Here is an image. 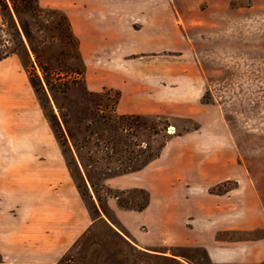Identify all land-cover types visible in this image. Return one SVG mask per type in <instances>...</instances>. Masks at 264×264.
<instances>
[{
  "label": "crops",
  "instance_id": "0c3cea01",
  "mask_svg": "<svg viewBox=\"0 0 264 264\" xmlns=\"http://www.w3.org/2000/svg\"><path fill=\"white\" fill-rule=\"evenodd\" d=\"M52 1L62 3L79 40L85 84L91 92L118 91L116 111L121 115L160 114L193 120L198 126L174 136L161 156L142 170L106 181L113 189H143L149 194V204L141 212L121 210L115 199L108 202L127 231L129 246L148 255L173 258L169 251L154 250L147 241L154 228L167 235V250L201 249L207 257L205 264H264V236L249 237L264 230L262 200L245 167L238 164L237 148L223 127L220 112L202 101L205 77L191 61L189 44L181 49L183 33L178 22L153 17V0H143L148 9L141 7L127 17V5L140 1L39 0L41 5ZM111 6L122 10L118 18L90 16L96 8L104 12ZM153 27L170 34L169 41L177 47L161 52L139 50L136 40L143 34L153 40ZM177 50L183 54L174 60L169 52ZM96 78L103 82L95 84ZM35 114L43 133L37 131V138L30 134L27 152L20 155L22 163L12 167L14 173L3 176L10 178L0 179L1 258L23 255L33 264H109L92 255L84 262L74 258L81 240L98 229L102 217L91 216L55 137L45 119ZM168 151L170 159L164 160ZM230 183L235 185L212 191Z\"/></svg>",
  "mask_w": 264,
  "mask_h": 264
},
{
  "label": "rangeland",
  "instance_id": "374dc122",
  "mask_svg": "<svg viewBox=\"0 0 264 264\" xmlns=\"http://www.w3.org/2000/svg\"><path fill=\"white\" fill-rule=\"evenodd\" d=\"M6 1L10 11L3 12L0 8V179L10 178L3 176L7 172L14 173L12 167L22 163L20 155L27 152L30 134L37 138V131L43 133L35 112L45 119L46 128L55 137L64 164L69 169L67 158L72 154H67L66 158L63 153L39 96L31 85L30 76L43 77L41 62L56 73L58 81L76 80L77 84L67 94L47 90V101L50 100L52 107H46V113L54 110L59 117L66 114L73 128L83 126L75 121L82 111L116 112L114 94L106 95L98 108L86 100L88 89L84 82L83 62L77 46L66 38L63 20L66 11L60 1L41 5L36 0H14L20 13L15 12L11 0ZM137 1L141 3L127 5L126 17L138 13L141 7L144 11L148 9L146 2ZM51 3L56 6L49 7ZM93 11L90 16L110 19L118 18L122 12L112 6L106 7L104 12L100 8ZM153 17L174 18L178 22L177 27L183 33L181 49L186 43L191 47V61L201 67L205 77L204 98L220 112L223 127L229 131L237 148L238 164L243 165L252 178L264 207V0H153ZM170 36L163 31L157 32L153 27V40L149 34H143L136 40V46L142 51L153 49V52L174 49L177 46L169 41ZM169 54L178 60L183 51ZM102 82L101 78L94 80L97 85ZM169 125L167 134L173 137L195 127L196 123L189 119L171 118ZM162 126V122H158V127ZM163 135L161 132L150 139L141 136L138 140L134 138V142L138 144L145 140L143 146L150 144L154 150L162 142ZM87 138L84 133H76L75 143L79 150L77 152L73 145L72 149L78 169L73 164L74 172L71 169L69 172L91 216L102 217V221L94 233L81 240V250L75 251L74 258L84 262L87 255H92L93 259L109 264H179L183 263L181 260L189 264L207 263L206 254L201 249L167 250V235L154 228L153 233L147 234V241L153 243L154 250L169 251L173 258L154 253L148 255L129 246L124 236L128 235L127 231L108 205L113 198H109L106 189L100 187L105 174L109 173L107 168H117L118 164H106L103 153L93 146L95 138L88 142ZM169 151L164 160L170 159ZM89 180L96 184V188H91ZM234 185L230 183L212 191L222 192ZM83 188L85 195L81 193ZM95 190H98L100 200ZM260 236H264V230L249 235ZM2 256L0 253V264H33L34 261L23 255Z\"/></svg>",
  "mask_w": 264,
  "mask_h": 264
},
{
  "label": "trees",
  "instance_id": "16d2710c",
  "mask_svg": "<svg viewBox=\"0 0 264 264\" xmlns=\"http://www.w3.org/2000/svg\"><path fill=\"white\" fill-rule=\"evenodd\" d=\"M39 2V0H36ZM13 3V9L16 13H20V9L15 4L14 0H11ZM0 8L3 12L10 11L9 4L6 0H0ZM42 8V7H41ZM34 10V9H33ZM51 10V8H49ZM55 10V9H54ZM63 20L65 21V26L67 30L66 38L74 43L77 46L78 53L83 62L80 50H79V40L73 33L71 23L66 14H64ZM39 66L42 70L43 77L40 78L37 76H30V82L32 87L35 89L36 93L39 96L43 111L46 114L47 119L49 120L51 127L53 128L61 149L67 158V154L71 153L72 156L68 159L69 169L74 172L72 165L76 164V169H78L76 158L73 154V147L78 152L79 147L76 141V133H84L88 135L87 142L90 141V138H95L93 146L98 148L97 151L103 153V159L106 164H118L117 168H110L108 174H105L104 180L101 184V188L106 189L108 192L109 198H113L117 201L118 208L121 210H132L141 212L149 204V194L143 189H132V190H119L113 189L106 184V181L110 178L129 174L132 172H137L145 168L152 161L158 159L161 156L163 149L166 147L168 142L174 137L167 134L169 128V121L171 118L155 114V115H121L116 112H108L107 114H100V110L95 111H82L81 115L76 118V123L81 126L73 128L71 126V119L67 118L66 114H61L59 117L54 110L49 114L46 113V107L51 106L50 100L47 101V90L52 93L58 94H67L71 87L77 84L76 80L74 82H61L55 78L56 73L52 72L49 66H46L44 63H39ZM85 72V66L83 62V76ZM85 82V78H84ZM88 89V88H87ZM114 94L115 104L120 99V93L115 90L105 89L99 93L91 92L88 89V92L85 93L86 100L93 107H100L101 102L105 99L106 95ZM110 98H108V101ZM203 103L210 104L206 101L204 96L202 99ZM88 114V115H87ZM89 122L86 123L87 120ZM158 122H162V127H158ZM198 126L186 130H197ZM161 132L164 133L163 140L160 145L152 150L150 144L143 146L142 142L145 140L134 142L141 139V136L146 139H150L153 136L159 135ZM182 135L178 133L175 136ZM143 138V139H144ZM64 139V141L62 140ZM86 139V138H85ZM91 188H96V184L89 180ZM80 188L81 185L77 184ZM82 194H86V190L83 188L81 190ZM97 193V198L100 200L98 190H95ZM139 195V197L137 196Z\"/></svg>",
  "mask_w": 264,
  "mask_h": 264
}]
</instances>
